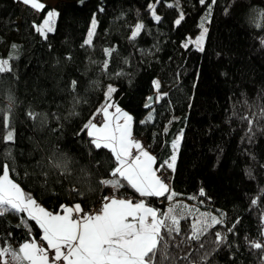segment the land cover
<instances>
[{
	"label": "trees",
	"instance_id": "trees-1",
	"mask_svg": "<svg viewBox=\"0 0 264 264\" xmlns=\"http://www.w3.org/2000/svg\"><path fill=\"white\" fill-rule=\"evenodd\" d=\"M154 2L55 0L54 6L37 10L22 0H0V59H9L12 68L0 73V110L11 108L10 130L15 132L14 142L3 140L7 132L0 115V165L8 163L14 169L10 179L49 211L75 203L84 211L112 195L144 199L165 211L166 197L141 198L125 181L119 188L102 184L114 179L117 162L109 149L95 148L80 132L89 120L102 123L97 110L113 84V103L133 117L134 135L144 138V148L156 157L158 175L170 180L176 198L225 214L224 224L200 242L170 244L168 259L158 253L157 264H264V250L250 248L244 240L247 236L264 243L259 235L264 218V0H216L203 52L194 44L184 48L183 41L199 32L206 5L161 0L156 5L161 20L156 21L149 9ZM52 9L58 15L54 31L45 37L34 25ZM180 11L184 19L175 25ZM94 16L93 44L82 46ZM139 22L145 27L130 40ZM106 48L115 49L111 57ZM157 79L158 91L153 87ZM163 93L167 95L145 107L149 96ZM29 112L41 116L33 120ZM181 132L175 170L160 168ZM201 188L205 196H200ZM192 220L181 221L176 243L190 235ZM233 224L235 235L227 233ZM217 231L228 242L214 251ZM41 236L26 213L0 216V247L18 250L31 238L43 242Z\"/></svg>",
	"mask_w": 264,
	"mask_h": 264
},
{
	"label": "snow or ice",
	"instance_id": "snow-or-ice-1",
	"mask_svg": "<svg viewBox=\"0 0 264 264\" xmlns=\"http://www.w3.org/2000/svg\"><path fill=\"white\" fill-rule=\"evenodd\" d=\"M22 2L37 10H43L46 7L38 0H22ZM199 2L208 8L207 15L201 19L200 28L202 30L195 40H188L183 44V47L188 48L189 44H194L199 51L203 52L204 39L208 32L205 24L209 22L211 7L216 3V0H211L207 4L206 0H199ZM158 3H161V0H155L154 3L149 4L151 15L156 21L161 20V17L156 13ZM168 7H177V5L169 4ZM57 15L58 13L54 10H49L43 22L38 26L34 25L35 31L45 37L48 33L53 32ZM260 15L264 16V12H261ZM178 16L179 18L174 22L175 25H180L184 19L182 11ZM144 27L142 22L136 23L129 39L135 40ZM96 28L97 20L94 16L82 46L93 44ZM12 47L16 48V45H12ZM114 51V48L104 49L107 57H111ZM108 64L109 61L106 59L103 64L105 70L108 68ZM11 71L9 59H0V73ZM76 83L75 80L71 82L70 86L73 90L76 88ZM153 87L158 91L161 87L160 81L154 80ZM114 92H116V88L109 85L105 93V106L97 110L98 113L104 115V123L97 125L89 120L80 130L81 133H86L91 138L90 143L95 148L109 149L117 162V167L111 173L114 179L102 180L101 183L119 188L123 186L122 181H125L141 197H166L170 202L173 201L178 194L172 191L169 184L157 175L159 169L153 167L156 164V157L151 155L140 141L132 138L133 117L122 111L119 106L111 103ZM163 95L167 94L149 96L145 107H150L153 100H160ZM112 107H115L114 116L109 114V108ZM262 114H264V110H262ZM0 115H3L7 132L3 140L14 142L15 132L10 130L11 108L7 112L0 110ZM28 116L36 120L41 114L29 112ZM148 119H152L151 114ZM114 120L115 122H113ZM251 124L252 121L249 120V132H251ZM166 131L167 129H165ZM79 134L77 133V135ZM182 138L183 133L181 132L172 141V154L160 165V168L167 167L175 170ZM133 149L136 150L135 154ZM8 158L11 159L10 151ZM63 166L66 168V163ZM56 167H61V165L57 164ZM10 171H14V169H10L8 163L0 165V172H2L0 174V216L9 212L26 213L27 217L34 220L42 230L41 240L46 244V247L41 246L35 238H31L21 243L18 250H13L10 246L0 247V258L6 254L10 255L16 264H157L158 253L161 254L162 260L168 259L167 250L170 244L180 247L185 244L190 245L192 242H200L201 238L211 229L225 222L223 212H220L219 215H214L211 212H199V209L190 208L180 202L170 203L165 211H161L149 206L144 199L133 202L131 199H118L115 196L104 197L105 202L102 204L101 210L96 213H84L79 203L73 206L61 205L63 214L53 213L38 205L30 194H25L20 185L10 179ZM199 194L205 196L203 188L199 190ZM252 203L256 204L257 201L253 200ZM197 212L199 215H194ZM189 216H193L190 235L176 243L175 235H179L181 232L180 223ZM239 222L237 220L236 223ZM261 225L259 235L264 238V218L261 220ZM235 229L236 224H233L227 229V233L235 235ZM8 235L11 236V233ZM244 240L250 248L264 250V243L259 239L252 240L245 236ZM227 242L226 234L215 232V241L212 242L216 245L214 251ZM228 246L231 247V244ZM199 247L203 249L204 243H199ZM50 252L52 253L51 257ZM2 264H8V261L3 260Z\"/></svg>",
	"mask_w": 264,
	"mask_h": 264
},
{
	"label": "rangeland",
	"instance_id": "rangeland-1",
	"mask_svg": "<svg viewBox=\"0 0 264 264\" xmlns=\"http://www.w3.org/2000/svg\"><path fill=\"white\" fill-rule=\"evenodd\" d=\"M51 4V5H53L54 6V4H55V0H44L43 2H42V4ZM52 10H54L56 13H58V11H57V9H52ZM45 19V18H44ZM56 19H57V16H56V18H55V22H56ZM38 25H40V24H38ZM37 25V26H38ZM54 27H55V25H54ZM205 27H207V29H209V26H208V23H206L205 24ZM201 28H200V30H199V32L196 34V35H189L188 36V38L186 39V40H184L183 41V44L184 43H186V42H188V40H195V38L200 34V32H201ZM208 33V32H207ZM206 37H207V34H206V36H205V39H204V44H203V47H204V45H205V41H206ZM190 45V44H189ZM157 80H159L160 81V79H157ZM160 83H161V81H160ZM110 85H112L114 88H115V85H113V84H110ZM111 103H113V102H111ZM114 105H116V106H119V105H117V104H115V103H113ZM119 108L121 109V107L119 106ZM122 111H124L123 109H121ZM124 112H126V111H124ZM109 114H110V116H114V114H115V107H112V108H109ZM130 115V114H129ZM104 121H105V118H104V120L102 121V123L101 124H97V125H102L103 123H104ZM113 122H115V120L113 121ZM120 122L122 123L123 121H122V119L120 120ZM95 123V122H94ZM132 138L133 139H135L134 138V133H133V126H132ZM177 156H178V153H177ZM158 174V173H157ZM167 195V194H166ZM168 202H167V205L169 206V204L170 203H176L177 201H182L183 202V204H185V205H190V206H192V207H190V208H196V209H199L201 212H211L212 214H214V215H219V211H217V209L215 210V209H201V207L200 206H198V205H196V204H194L193 202H190V201H187V200H178V198H176V197H174V199H173V201H169V200H167ZM167 206V207H168Z\"/></svg>",
	"mask_w": 264,
	"mask_h": 264
},
{
	"label": "built area",
	"instance_id": "built-area-1",
	"mask_svg": "<svg viewBox=\"0 0 264 264\" xmlns=\"http://www.w3.org/2000/svg\"><path fill=\"white\" fill-rule=\"evenodd\" d=\"M96 123L99 124L100 122L97 121ZM134 138H135V140L140 141L143 144V146H144L145 140H144L143 137H141L139 135H134ZM160 177H161V179L164 180L165 183H167V184H169V186H171L170 180L167 179V177H166V175L164 173H160ZM102 204H103V202L93 204L88 209L84 210L83 212L84 213H96V212H99L101 210ZM49 255L51 256L52 253L50 252ZM5 260L8 261V264H15L10 256H7Z\"/></svg>",
	"mask_w": 264,
	"mask_h": 264
},
{
	"label": "crops",
	"instance_id": "crops-1",
	"mask_svg": "<svg viewBox=\"0 0 264 264\" xmlns=\"http://www.w3.org/2000/svg\"><path fill=\"white\" fill-rule=\"evenodd\" d=\"M111 102H113V100H112V98H111ZM105 106V105H104ZM104 116V115H103ZM105 118V117H104ZM104 120V119H103ZM132 126H133V121H132ZM134 133V132H133ZM146 149V148H145ZM147 150V149H146ZM148 151V150H147ZM133 153H136V150L135 149H133ZM150 153V152H149ZM151 155H153L152 153H150ZM154 156V155H153ZM154 167V169H156V166L154 165L153 166ZM157 173H158V171H157ZM158 175V174H157ZM22 189V188H21ZM23 190V189H22ZM23 192L26 194V192L23 190ZM112 196H115V195H112ZM108 197H110V196H108ZM116 198H118V199H131V200H133V202H137L136 201V199H134V198H132V197H128V196H115ZM142 198V197H141ZM36 200V199H35ZM36 202H37V204L38 205H40V206H42V207H44L47 211H49L43 204H41L39 201H37L36 200ZM105 202V201H104ZM103 202V203H104ZM139 202V201H138ZM76 204V203H75ZM74 204H69V205H67V206H73ZM150 206V205H149ZM82 207V206H81ZM152 207V206H151ZM49 212H53V213H57V212H59V213H61V214H63L62 213V210H59V211H56V212H54V211H49ZM37 241V240H36ZM41 246H44V247H46V244H45V242H39V241H37ZM51 257V256H50ZM3 260H5V259H2V262H3ZM2 262L0 263V264H2Z\"/></svg>",
	"mask_w": 264,
	"mask_h": 264
},
{
	"label": "water",
	"instance_id": "water-1",
	"mask_svg": "<svg viewBox=\"0 0 264 264\" xmlns=\"http://www.w3.org/2000/svg\"><path fill=\"white\" fill-rule=\"evenodd\" d=\"M155 96V94L153 95V97Z\"/></svg>",
	"mask_w": 264,
	"mask_h": 264
}]
</instances>
